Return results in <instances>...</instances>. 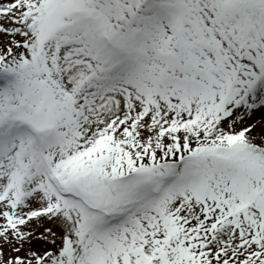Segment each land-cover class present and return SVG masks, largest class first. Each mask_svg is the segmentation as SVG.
<instances>
[{"label":"snow or ice","instance_id":"snow-or-ice-1","mask_svg":"<svg viewBox=\"0 0 264 264\" xmlns=\"http://www.w3.org/2000/svg\"><path fill=\"white\" fill-rule=\"evenodd\" d=\"M0 264H264V0H0Z\"/></svg>","mask_w":264,"mask_h":264}]
</instances>
